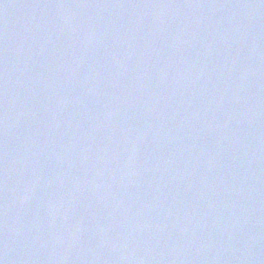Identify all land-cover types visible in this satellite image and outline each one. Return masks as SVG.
<instances>
[{"label": "water", "instance_id": "95a60500", "mask_svg": "<svg viewBox=\"0 0 264 264\" xmlns=\"http://www.w3.org/2000/svg\"><path fill=\"white\" fill-rule=\"evenodd\" d=\"M0 264H264V0H0Z\"/></svg>", "mask_w": 264, "mask_h": 264}]
</instances>
